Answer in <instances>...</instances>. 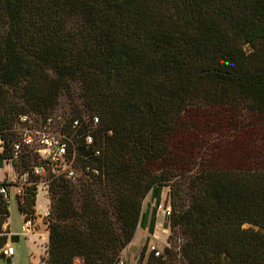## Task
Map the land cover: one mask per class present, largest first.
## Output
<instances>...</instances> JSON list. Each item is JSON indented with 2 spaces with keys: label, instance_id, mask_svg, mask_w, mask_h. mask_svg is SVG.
I'll list each match as a JSON object with an SVG mask.
<instances>
[{
  "label": "trees",
  "instance_id": "16d2710c",
  "mask_svg": "<svg viewBox=\"0 0 264 264\" xmlns=\"http://www.w3.org/2000/svg\"><path fill=\"white\" fill-rule=\"evenodd\" d=\"M63 95L80 133L100 118L89 150L79 139L100 175L51 183L46 264L116 263L163 187L169 245L137 264H264V0H0L1 160L19 116L47 118ZM219 110L256 123L213 138Z\"/></svg>",
  "mask_w": 264,
  "mask_h": 264
},
{
  "label": "built area",
  "instance_id": "2783aa9c",
  "mask_svg": "<svg viewBox=\"0 0 264 264\" xmlns=\"http://www.w3.org/2000/svg\"><path fill=\"white\" fill-rule=\"evenodd\" d=\"M71 112H56L55 114L43 118L33 114L20 115L16 123L10 129L13 139L9 145L8 151L10 158H0V195L6 197V203L10 205V187L16 188L15 200L24 202L29 190L36 188V198L38 195V186L42 185L48 192L51 183L57 178H63L71 186L78 188L89 178L90 174L98 176L100 171L97 167L86 162L80 152L79 139L83 137V145L89 150L94 144L93 133L100 124V118L97 115L91 117L88 130L80 133L82 122L80 119H72ZM85 119L87 116L84 117ZM69 119H72L69 125ZM5 151V144L0 139V154ZM100 150H96L95 155H99ZM28 157L38 158V164H32L29 169L21 175L17 171V163H25ZM79 158L83 160L79 161ZM11 164L15 173V180L9 181L8 175L2 178L3 164ZM160 210V205L159 208ZM36 210V208H35ZM166 215L170 216L172 208L170 204L164 208ZM23 217V232L30 234L37 220L36 212L21 214ZM6 220L0 216V230L7 229ZM7 236L8 233L0 232V237ZM150 252H154L159 257L162 252L156 246H150ZM15 256V247L9 243H0V258L13 259ZM75 264H82L78 260ZM114 264H124L120 258Z\"/></svg>",
  "mask_w": 264,
  "mask_h": 264
},
{
  "label": "rangeland",
  "instance_id": "374dc122",
  "mask_svg": "<svg viewBox=\"0 0 264 264\" xmlns=\"http://www.w3.org/2000/svg\"><path fill=\"white\" fill-rule=\"evenodd\" d=\"M72 104L70 99L66 96L63 95L59 101V105L57 107V111L60 112H69L71 110ZM213 114H215V112H212ZM235 116V114H231V112H228V110H219V114L217 116L214 117L213 115V120H212V125L211 127V137L213 135V138L218 136V132H221L224 130V128L226 126H228V124L226 123L227 121L230 120L233 121V123H237V122H241V124H246L247 121H250L251 123H256L255 119L251 116H246V117H242L239 116V113L237 115V119L231 118ZM199 116L196 117V119H198L199 121ZM211 119V117H210ZM210 137V138H211ZM25 162H27V160H25ZM30 165L32 164H38V158L34 157L32 159L29 160ZM2 178L5 179L6 176L8 175V180L9 181H13L15 180V173L13 170V166L11 164H3V169H2ZM7 174V175H6ZM10 191V205H9V218H8V222L10 227V231L6 229L5 232V228H3L1 231H3V233H10L11 234H18L20 233L22 230H24L23 228V221H22V215L20 214L17 204H16V200H15V195H16V188L15 187H10L9 188ZM48 192L47 190L42 186L39 185L38 186V195H37V218L40 216V218L37 219V221L35 222V227L33 229V231H37L40 230V227L37 225L38 221H42L43 223H45V226L48 227L49 225V214H50V210L48 211V207H49V203L51 204V194L49 193V198L47 196ZM50 200V201H49ZM159 208V207H158ZM165 205H163V203L160 204V211L161 213L165 216L168 217V215H166L165 211H164ZM45 226H43L42 230L45 228ZM32 231V232H33ZM165 236L167 237V243L165 242H161L155 239V244H151L149 245V243H147L145 245L144 243V247H142L140 249L139 252V257L140 254L142 252V250L145 248V252H146V257L150 254V246H156L157 248H159V250L161 252L164 251V248L166 246H168V238L171 234L170 229L167 231H163ZM43 235V231H41V234ZM8 237V235H7ZM11 241V238H10ZM13 246L15 247L16 250V255H15V259H13V264H34V258L36 256L42 255V264H46V258L48 256V243L47 241L43 240V238L41 239L40 236L38 235H29V236H21L19 237L17 240L12 241ZM122 255V253H121Z\"/></svg>",
  "mask_w": 264,
  "mask_h": 264
},
{
  "label": "crops",
  "instance_id": "0c3cea01",
  "mask_svg": "<svg viewBox=\"0 0 264 264\" xmlns=\"http://www.w3.org/2000/svg\"><path fill=\"white\" fill-rule=\"evenodd\" d=\"M169 187H163L159 191H151L144 200L143 203V216L141 220V224L137 229L136 235L133 241L123 250L121 259L124 264H137L139 260V252L142 247H144L147 243L149 245L155 244V239L161 242L167 243V237L165 236L163 231L169 230L166 226L167 217H165L161 211L158 209V204L163 203V205L169 204ZM50 201V200H49ZM51 204L49 203L48 211L50 210ZM36 210H37V201H36ZM37 213V211H36ZM40 218V216L38 217ZM37 218V219H38ZM23 220V217H22ZM37 221V220H36ZM37 225L40 227V230H35L30 234H26L23 230L18 234H11L8 232V240L6 243L13 245L12 241L17 240L21 236H29V235H38L43 238V240L49 242V227L45 226L41 220L37 222ZM7 230L10 231V225L7 221L6 223ZM43 226L45 228L42 230ZM43 231V235L41 234ZM11 238V241H10ZM145 243V245H144ZM159 249V248H158ZM16 255V250H15ZM15 259V256L13 257ZM13 259H5L3 257L0 258V264H13ZM34 264H42V255L36 256L34 258Z\"/></svg>",
  "mask_w": 264,
  "mask_h": 264
},
{
  "label": "water",
  "instance_id": "95a60500",
  "mask_svg": "<svg viewBox=\"0 0 264 264\" xmlns=\"http://www.w3.org/2000/svg\"><path fill=\"white\" fill-rule=\"evenodd\" d=\"M246 227H249V225H246Z\"/></svg>",
  "mask_w": 264,
  "mask_h": 264
}]
</instances>
